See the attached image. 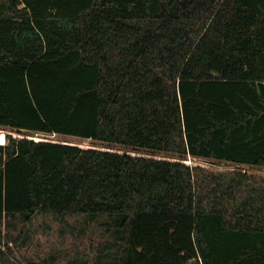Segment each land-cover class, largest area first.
I'll return each mask as SVG.
<instances>
[{
	"label": "trees",
	"instance_id": "obj_1",
	"mask_svg": "<svg viewBox=\"0 0 264 264\" xmlns=\"http://www.w3.org/2000/svg\"><path fill=\"white\" fill-rule=\"evenodd\" d=\"M0 128V222L104 214L114 264H264V0H6Z\"/></svg>",
	"mask_w": 264,
	"mask_h": 264
},
{
	"label": "rangeland",
	"instance_id": "obj_2",
	"mask_svg": "<svg viewBox=\"0 0 264 264\" xmlns=\"http://www.w3.org/2000/svg\"><path fill=\"white\" fill-rule=\"evenodd\" d=\"M4 3L6 0H0V5ZM0 132L6 137L4 129L0 128ZM111 221L104 214L94 217L79 214L69 218L66 224L52 213H36L32 222H27L21 213L7 214L0 222V229L4 234L2 249L8 260H0V264H114L116 255L102 251L119 239L107 225ZM187 264L197 263L191 260Z\"/></svg>",
	"mask_w": 264,
	"mask_h": 264
},
{
	"label": "bare ground",
	"instance_id": "obj_3",
	"mask_svg": "<svg viewBox=\"0 0 264 264\" xmlns=\"http://www.w3.org/2000/svg\"><path fill=\"white\" fill-rule=\"evenodd\" d=\"M0 142H5V137L2 132H0Z\"/></svg>",
	"mask_w": 264,
	"mask_h": 264
},
{
	"label": "clouds",
	"instance_id": "obj_4",
	"mask_svg": "<svg viewBox=\"0 0 264 264\" xmlns=\"http://www.w3.org/2000/svg\"><path fill=\"white\" fill-rule=\"evenodd\" d=\"M5 137V136H4ZM6 138V137H5ZM5 142H0V144H4Z\"/></svg>",
	"mask_w": 264,
	"mask_h": 264
}]
</instances>
